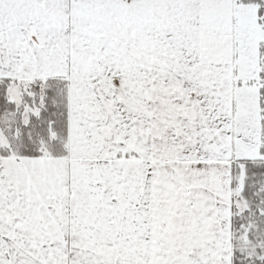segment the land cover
Here are the masks:
<instances>
[{
	"label": "snow or ice",
	"instance_id": "1",
	"mask_svg": "<svg viewBox=\"0 0 264 264\" xmlns=\"http://www.w3.org/2000/svg\"><path fill=\"white\" fill-rule=\"evenodd\" d=\"M0 264H264V0H0Z\"/></svg>",
	"mask_w": 264,
	"mask_h": 264
}]
</instances>
